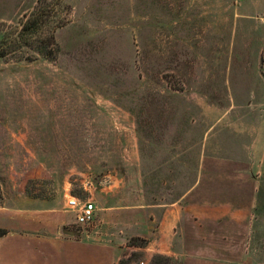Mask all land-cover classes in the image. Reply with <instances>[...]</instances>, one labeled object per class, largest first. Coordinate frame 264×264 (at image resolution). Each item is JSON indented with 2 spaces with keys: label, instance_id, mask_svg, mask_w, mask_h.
I'll use <instances>...</instances> for the list:
<instances>
[{
  "label": "rangeland",
  "instance_id": "1",
  "mask_svg": "<svg viewBox=\"0 0 264 264\" xmlns=\"http://www.w3.org/2000/svg\"><path fill=\"white\" fill-rule=\"evenodd\" d=\"M238 1L0 0V264H33L36 236L91 240L97 210L79 226L70 199L130 204L144 183L170 203L207 160L254 181L231 257L264 264V51L253 64Z\"/></svg>",
  "mask_w": 264,
  "mask_h": 264
},
{
  "label": "crops",
  "instance_id": "2",
  "mask_svg": "<svg viewBox=\"0 0 264 264\" xmlns=\"http://www.w3.org/2000/svg\"><path fill=\"white\" fill-rule=\"evenodd\" d=\"M249 7L257 9L243 11ZM233 14L237 31L253 26L251 59L253 64L263 62L264 0H240ZM246 19L255 23L248 24ZM243 138L252 140L251 136ZM206 162L192 186L173 202H150L144 183L143 189L126 193L134 201L130 204H119L116 194L110 195V204L97 209L88 231L91 240L36 236L33 264H117L135 250L165 254L174 264H237L231 256L236 257V244L250 235L255 183L247 176L240 181L231 178L238 169ZM132 237L146 239L147 247H130Z\"/></svg>",
  "mask_w": 264,
  "mask_h": 264
},
{
  "label": "trees",
  "instance_id": "3",
  "mask_svg": "<svg viewBox=\"0 0 264 264\" xmlns=\"http://www.w3.org/2000/svg\"><path fill=\"white\" fill-rule=\"evenodd\" d=\"M47 15L48 14L43 12L41 15H38L34 19L26 22L25 25L23 26V31L29 32L33 29L38 28L39 25H41L42 23L43 17ZM55 50L56 49L47 52L49 58L51 59L54 58L55 54L53 51ZM147 244L148 241L141 237H132L131 240L129 241V245L135 247H146ZM142 255H143L142 253L133 252L129 257L120 259L117 264H133V262L139 260V258L142 257ZM149 264H173V262L169 257L165 255L156 254Z\"/></svg>",
  "mask_w": 264,
  "mask_h": 264
},
{
  "label": "built area",
  "instance_id": "4",
  "mask_svg": "<svg viewBox=\"0 0 264 264\" xmlns=\"http://www.w3.org/2000/svg\"><path fill=\"white\" fill-rule=\"evenodd\" d=\"M78 203L80 202L76 198H74V200L70 199L68 207L77 212V224L79 226H84L93 221L97 208L91 202H81V207L79 208Z\"/></svg>",
  "mask_w": 264,
  "mask_h": 264
}]
</instances>
